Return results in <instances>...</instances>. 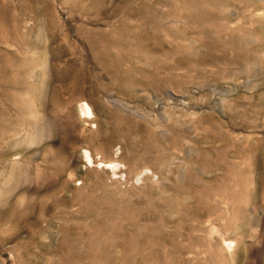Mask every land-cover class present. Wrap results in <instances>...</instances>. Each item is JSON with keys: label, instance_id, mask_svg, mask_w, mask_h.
Listing matches in <instances>:
<instances>
[{"label": "rangeland", "instance_id": "rangeland-1", "mask_svg": "<svg viewBox=\"0 0 264 264\" xmlns=\"http://www.w3.org/2000/svg\"><path fill=\"white\" fill-rule=\"evenodd\" d=\"M0 264H264V0H0Z\"/></svg>", "mask_w": 264, "mask_h": 264}, {"label": "bare ground", "instance_id": "bare-ground-1", "mask_svg": "<svg viewBox=\"0 0 264 264\" xmlns=\"http://www.w3.org/2000/svg\"><path fill=\"white\" fill-rule=\"evenodd\" d=\"M79 110H80L81 115H83L86 118H89L92 115V110H91V107L89 106L88 103H80ZM83 154H84V158L88 162L90 160L89 153L88 152H84ZM110 161L112 162V160H110ZM110 161H109V163H111ZM231 245H232V242L231 241H229L228 243H226V246L228 248H230Z\"/></svg>", "mask_w": 264, "mask_h": 264}]
</instances>
